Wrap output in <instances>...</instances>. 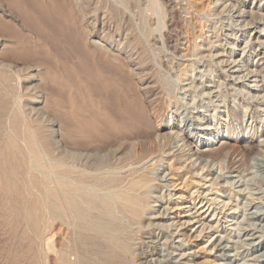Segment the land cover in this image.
I'll return each mask as SVG.
<instances>
[{
	"label": "rangeland",
	"instance_id": "374dc122",
	"mask_svg": "<svg viewBox=\"0 0 264 264\" xmlns=\"http://www.w3.org/2000/svg\"><path fill=\"white\" fill-rule=\"evenodd\" d=\"M57 1L0 0V30L2 29L0 31V100L3 99V102L0 101V107L7 109V113L9 112L3 119H6V121L2 123L8 127L0 124V138L5 135L6 138L4 137V139H7L4 141L0 139V152H4L6 155L5 151L7 150V152L10 151L9 153H11L10 148L13 143L15 141L19 143V139L10 137L14 134L9 123H11L10 118L13 117L12 115L20 111V106L26 104L22 98V88H20V81L25 78L26 72L18 73L16 72V67L33 65L39 68L40 65L42 66H40L41 68H39L38 72H34L36 78H34L32 86L34 88L38 87L37 89L45 100V103L41 105L47 109L41 108L40 104L34 106L44 110L43 112L45 113L50 112V116H54L59 122L65 119V108L70 101L69 98L72 93L70 92L73 82L71 71L67 72V74L63 70L57 69V72L56 69L54 70L48 64L46 65L45 62H42L43 60L40 61L35 54H32L33 49L23 48L20 39H26L23 42H28L31 47L34 44H39V46L43 45L46 48H50L47 46L53 45L56 49V52L50 51L53 61L66 63L67 58L69 66L72 68L76 63L75 58L79 57H77V54H79L77 52L78 49H75L77 48V45L75 46L76 42L74 43V37H76L75 41H77L76 34L83 35V42L91 50L92 46L84 38L94 25V20L91 19H96L97 22H104L105 25L111 27L112 31L113 29H118L117 26H120L122 15H126L128 20H131V22L129 20L130 24L132 23L131 27L138 26V28L132 27V30L135 29L133 31L134 34L140 26L146 27V22L149 26L147 19L151 14L153 22L149 28H145L148 29L147 31L152 30V34L156 39L158 37L161 39L165 33H170L178 39V49L175 54L172 55L171 52L167 51L168 55H171L174 59V67H176L172 66L175 70L170 67L167 75L159 67V61L163 59V53L159 49V45L147 47V51L150 54L146 56L150 57L149 60L153 64L151 65L149 60H147L149 67L150 65L151 67L155 66L156 68H153L157 71L159 70L162 77L168 78L164 80L169 83L172 89L174 88L173 97L177 102L174 103L173 99H171L170 107L163 109V117L159 118V120L156 119L152 123L155 125L153 127L154 130L168 131L171 132V135L178 131L181 135L190 137V140L200 150H205L206 148L217 149L220 143L224 141L226 144H224L225 150L223 152L227 150L233 157L241 156L245 153H248L249 156L243 159L234 171H230L224 163L214 162L210 166L212 173H208L206 168H203L202 171L199 170L197 173H192L193 169L189 166L192 162L190 159L176 160L172 156V153L177 151L181 144L179 142L174 143L172 152H169L170 156L164 157V161L158 169L159 176H164V178L160 182L161 191H156L155 194L156 196L163 194L167 203L154 204V210L157 215L155 214L154 216L156 217L152 220L155 228H151L154 234L156 232L158 234L160 232L157 229L158 226H167L166 234L173 235L168 238L167 245L163 244L166 236L162 239H155L150 236L153 242L149 246H158L161 256L155 255L150 257L149 260L152 259L154 262L157 259L156 262H159V260L165 262L168 257L172 263L167 264H264V79L261 77L264 75V0H172L177 12L172 17L169 16L171 27L168 26L169 22L166 23L168 16L162 11L161 0H151L153 10L150 12L146 8L149 7L148 3L150 0H145L147 4L144 0H134L135 4L132 0H90L87 7V11L91 10L90 13L89 11L87 12L90 21L88 20L87 22L83 19V14H80L81 11L77 12V6L82 5L84 0H59V3L63 2L69 9V12H65L67 11L65 10L63 13L60 12L61 10L56 9ZM144 5L146 6L145 8ZM69 15L75 18V25L70 22ZM46 16L49 19H46ZM22 17L27 20L22 19ZM31 20L34 23L30 22ZM44 20H48V22L58 27L54 25L57 30H55L54 36H52L54 38L51 42L47 41V39L45 41L44 39H39L36 30H34ZM77 21H79L78 24ZM34 24L36 25L35 27ZM69 25L72 26L68 27ZM51 26L53 25L51 24ZM66 28H72L74 32L77 29V33L72 30L69 32V29L67 30ZM143 29L141 28L139 31L145 32V29ZM114 30L109 35L111 40H114L113 36L116 33ZM137 32L135 33L136 36ZM139 33L138 37L139 35L142 36V34L144 36V33ZM191 36L200 45L199 53H195L192 56L188 52L192 45L191 40H189ZM197 38H199L198 41ZM109 47L108 49H112L111 46ZM108 53L110 55L114 53L112 55L116 61L120 62L118 64H120L124 75L126 74L127 79L125 80L135 84L133 67L124 60L123 54L117 52L118 55L113 49L112 52L109 50ZM200 56L203 58H200ZM177 65L180 67H178V70L186 71V75H183L180 79L177 76L182 73L180 71L176 73ZM126 66L131 69H127ZM49 68L51 69L49 70ZM260 68L263 69L261 70ZM55 75H58V78ZM51 77L53 81H51ZM113 79L107 76L104 80V87H110L106 90L109 92V96L115 97V99L111 97L113 102L124 104L127 102L124 99L126 98L124 83L119 81L117 83ZM56 80H58L57 83H55ZM96 85L98 91L102 89L99 84L96 83ZM193 86L197 87L196 90H192ZM48 87H51L52 91ZM46 88L47 91L45 90ZM43 91H46V95ZM18 97L20 100L17 99ZM244 107H248L246 113L243 111ZM231 111H233V114ZM9 114L12 115L10 116ZM7 115L10 116L9 120ZM7 120L9 122L8 125ZM7 128H10V130ZM226 135L233 136L227 138ZM13 139L15 140L12 143ZM3 144L8 145L5 146ZM254 146L257 148L255 149ZM180 149L177 153L181 151ZM189 182L192 185L186 187L185 185ZM0 186V199L2 202H0V264H4V261H2L3 250L5 247L9 248L7 245L11 246V249H9L10 251L12 250L13 255L15 254L13 264H20V262L27 264L26 260L19 259L17 256L27 250L30 252L33 250L34 254L38 253L39 246L40 248L43 246L42 243V246L40 243L38 244V240L40 242L42 240L34 237V242V239H30L33 238V235H29L31 233H28L24 223L21 224L23 229L17 228L14 222V213L11 212L13 206L10 203L12 202H9L10 199L6 198L2 193L3 190L1 191L3 183L0 182ZM196 194H199L197 198H195ZM201 201H203L202 204L200 203ZM205 204L206 206L203 207ZM164 208L168 210L163 215H158V212L161 213ZM206 209L208 210L206 211ZM51 223L50 221V225ZM14 225L17 228L15 230L13 228ZM7 227L13 228V235L17 239L16 243L13 242L12 244V240L15 238L12 239L13 235L10 228L7 236ZM18 234L19 236L17 237ZM151 239H147V242H150ZM157 240H159V243H157ZM36 242L37 250V246L34 244ZM168 243L174 248L168 246ZM27 245H29L28 248H26ZM14 246L16 247L14 248ZM17 246L19 247L17 248ZM49 250L51 249L49 248ZM34 251L37 252L35 253ZM180 254H184V256L181 257ZM37 257H35L36 261L40 259L38 264H40V261L42 263V256L38 259ZM17 260L20 261L17 262Z\"/></svg>",
	"mask_w": 264,
	"mask_h": 264
},
{
	"label": "bare ground",
	"instance_id": "6f19581e",
	"mask_svg": "<svg viewBox=\"0 0 264 264\" xmlns=\"http://www.w3.org/2000/svg\"><path fill=\"white\" fill-rule=\"evenodd\" d=\"M132 1L134 2V0ZM83 2V4L81 3L82 5L77 6V12L79 13V11H81L80 14H83L82 17L87 22L90 18L87 12L89 11L90 13L91 11H87L90 0H84ZM151 2L150 0L148 3L149 7L145 6L147 4L146 2L144 5V8L146 7L149 10L148 12L153 10ZM161 5L162 11L168 16L166 23L169 22L168 26L171 27V19H169V16L172 17V15L177 12V8L172 0H161ZM55 7L61 10L60 12L62 13L65 10H67L65 12H69L68 6L63 2L59 3V0ZM150 15L147 19L149 26L153 22ZM68 17H70L72 25H75V18H72L70 15ZM22 19H24V17H22ZM46 19L49 18L47 17ZM91 20H94V25L91 27L89 33L87 32L88 34L86 37H84L87 39L90 46H92L90 48L91 50H89L88 46L86 47L87 44L83 42V35L80 36L76 34L77 41H75L76 37H74V43L76 42L75 46L77 45V48L75 49H78V51H76L79 52V54H77V57H79L75 58L76 63L72 68L69 66L70 64L67 58L66 63L68 64L53 61L50 56L51 52H56L53 45H49L47 47L50 48H46V46L44 47L42 45V47L39 46V44H34L33 47H31L28 42H23V40L26 39L23 38V40H21V37L19 38L22 45L19 44L23 48L33 49L32 54H35L40 61L43 60L42 62H45L46 65L48 64L51 68H54V70L56 69V71L57 69H61L65 73L71 71L70 73L73 77H70L73 78V82L70 88V92H72L69 98L70 101L68 104L65 103L67 104L65 108V119L63 118L64 120L59 122L54 116H50L49 111H47L49 113H45L43 112L44 110L34 106L45 103L43 95L37 89L38 87L34 88V86H32L34 78H36L34 72H38L40 70L39 68L42 66L40 65L41 67L39 66V68L33 65L23 66L22 64L20 67L15 66L16 72H26L27 75H24L25 78L20 81L22 98L26 104L20 106V111L17 109L19 111L18 113H15V115H12L13 113L11 114L13 116L11 117L12 120L10 118L11 123L8 122V118L11 115H7V125L8 123L11 124V130L14 134L10 137H16L17 140L19 139V143L16 141L14 142L15 138L10 148L11 153H9L10 151L7 152V150L5 151L7 153L6 155L4 152H0V182L3 183L1 191L3 190L2 193L6 198L10 199L9 202H12L10 203V205L13 206L11 212L14 213V222L17 228H21V224L24 223L28 233H31L29 235H33V238L30 239H34V237L40 238L44 242L38 240V244L40 243L41 246L42 244L44 246V248H42L43 246L41 248L39 246L40 249L37 246V242L34 243L37 246L36 250L38 248V253L34 251L36 253L34 254L33 250L29 249L32 251H24L23 254H19L17 258L26 260L27 264H38L40 259L36 261L35 257L37 256V259L41 256L43 258L40 264L172 263L168 257L165 262L159 260L157 263V259L154 260V262L152 259L149 260L150 257L155 255L161 256L158 251V246H149V244L153 242L150 236L155 239H162L166 236L163 244L167 245L168 238L173 235L169 233L166 234L168 229L167 226H158L156 224V226H158L157 229L160 230L158 234L156 232L157 235L151 230V228H155V224L152 221L153 218L156 217L154 216L156 214L154 204L167 203L166 197L163 194L160 196L155 195L156 191H161L162 189L160 182H162L164 176H159L158 169L160 164L164 161V157L170 156L169 152H172L174 143L179 142L181 143L179 146L181 151L177 153V151H179L178 149L172 153V156L176 160L183 158L190 159L192 162L189 166L193 169L192 173H197L199 170L202 171L203 168H206L208 173H212L210 168L212 163H224L230 171H234L243 159L248 158L249 154L245 153L241 156L233 157L227 150L223 152L225 150L224 144H226L224 141L220 143L217 149L206 148L205 150H200L194 145V142L190 140V137L181 135L178 131H176L174 135H171V132L167 130V132L154 130L153 127L155 125L152 123H154L156 119L159 120V118L163 117V109L165 107H170L171 99H173L174 103L176 101L173 97L174 88L172 89L166 81L168 78L162 77L161 72L154 69L156 68L155 66L151 67L153 64H151V60H149L150 57L146 56L150 54L147 51V47H156L159 45V49L162 50L161 52L163 53L160 52L163 59H160L159 67H161L167 75L170 67L172 70H175L172 68V66L174 67L175 65L174 59L171 55H168L167 51L171 52L172 55L175 54L178 49V39L170 33H165L162 35L161 39L159 37L156 39L152 34V30L147 31L148 29H145L149 28L147 22L146 27L140 26L139 28H144L145 30H143L145 32L136 29L138 34H140L139 32L144 33V36L142 34V36L139 35L138 37V34L137 36L135 35L136 31L133 34L135 29L132 30L133 28H138V26H132V28V23L130 24L131 20L129 19V22L128 17L122 15L120 26H117V30L113 29L116 32H114V40H111L109 37V35L113 33L111 27L105 25L102 21L97 22L96 19ZM79 21H77V24ZM30 22L33 21L31 20ZM51 24L53 26H51ZM54 25L55 24L48 22V20H44L43 23L37 27H35L36 25L34 24V30H36L39 39H44V41L47 39V41L51 42L54 38H52V36H54L55 30H57V26L55 25L56 27L54 28ZM71 26L69 25L68 27ZM71 30L72 28L69 29V32ZM74 33H77V29ZM192 37L193 36L189 39L192 43V48L190 46L188 50L190 56L199 53L200 50V45L197 44L196 40ZM198 39L199 38H197V41ZM108 45L111 46L116 53L123 54L124 60L133 67V76L137 85H135L136 83L134 84L133 82L125 80L127 79L126 74L124 75L120 64H118L120 62L116 61L115 57L112 55L114 53L111 55L108 53L109 50L112 52V49H108ZM200 58L203 57L200 56ZM147 60H149L151 64L150 67ZM43 63L42 65H44ZM178 65L176 73L180 71V69L178 70ZM51 68H49V70ZM127 69L131 68L127 67ZM180 72L182 74H177L178 79L186 75V71L182 70ZM55 76L57 77L58 75ZM107 76L114 78L117 83L118 81L124 83L123 86L126 88V92L124 91V93H126V98H123L127 100V102L121 104V102L116 103L114 101V103L112 101L115 97L109 96V92L106 90L110 87H104V80ZM261 77L264 79V75ZM128 78L130 77L128 76ZM51 81H53V78ZM57 81L58 80H56L55 83H57ZM96 83L102 87L99 91L96 88ZM196 88L197 87L193 86L192 90H196ZM48 89L52 91L51 87H48ZM45 90L47 91V88ZM46 91H43L44 94ZM111 97L113 99H111ZM17 99L20 100L19 97ZM15 107L18 108L17 106ZM41 108L47 109L43 106ZM247 109L248 107H244L243 111L246 113ZM8 113L7 109L5 110L3 107H0V124L6 121V119H3ZM231 113L233 114V111H231ZM5 127L8 126L5 125ZM7 129L10 130V128ZM3 136L5 137V135ZM226 136L230 138L233 135ZM4 137L0 139H3V141L7 140L4 139ZM3 145L6 146L8 144ZM254 148L256 149L257 147L254 146ZM191 185L192 183L189 182L185 186L190 187ZM192 194L194 195V193ZM198 196L199 194H196L195 198ZM200 203L202 204L203 201ZM204 206H206V204L203 205V207ZM167 210V208H164L161 213L157 211L158 215H163ZM207 210L208 209H206V211ZM50 221L52 222L51 225ZM15 225L13 227L14 230L16 228ZM9 228L6 231L7 236ZM13 228L11 227L10 229L12 230ZM11 233L13 235V230ZM14 236L15 235H13V237L11 236L12 239L15 238L13 239L15 241L12 240V244L13 242L16 243L17 240L16 236ZM18 236L19 234L17 237ZM147 239H151V241L147 242ZM157 241V243H159V240ZM8 243L11 244V242ZM17 243L19 244L18 241ZM29 245H27L26 248H28ZM7 246L11 249L10 245ZM168 246L174 248L169 243ZM15 247L16 246H14V248ZM18 247L19 246H17V248ZM9 248L5 247L3 250L4 252L2 251L4 255V260L2 258V261H4V264H13L14 262L13 257L15 254L13 255L12 250L10 251ZM49 248L51 250H49ZM180 256L183 257L184 254H180ZM19 261L17 260V262ZM21 263L22 262H20V264Z\"/></svg>",
	"mask_w": 264,
	"mask_h": 264
}]
</instances>
